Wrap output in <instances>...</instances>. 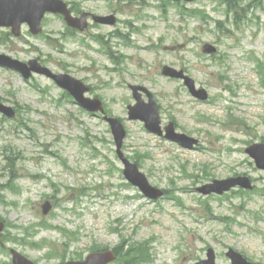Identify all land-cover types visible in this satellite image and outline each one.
<instances>
[{"label": "rangeland", "instance_id": "374dc122", "mask_svg": "<svg viewBox=\"0 0 264 264\" xmlns=\"http://www.w3.org/2000/svg\"><path fill=\"white\" fill-rule=\"evenodd\" d=\"M64 1L115 15L117 24L74 34L47 15L40 36L26 26L19 38L0 28V54L40 59L91 86L90 96L125 125V155L166 194L150 201L128 184L102 118L45 77L28 82L0 68V102L19 111L14 119L0 114V219L7 226L0 264H12L8 249L37 264L102 249L119 251L116 264H196L209 249L217 264H232L230 249L264 264V171L245 153L264 143V0H236L233 11L217 0ZM206 43L217 53L205 54ZM165 66L183 70L209 99L198 100L181 80L163 76ZM130 85L148 88L163 124L174 122L197 147L185 149L130 121ZM237 176L250 177L255 189L222 196L198 191Z\"/></svg>", "mask_w": 264, "mask_h": 264}, {"label": "water", "instance_id": "95a60500", "mask_svg": "<svg viewBox=\"0 0 264 264\" xmlns=\"http://www.w3.org/2000/svg\"><path fill=\"white\" fill-rule=\"evenodd\" d=\"M182 1V0H174ZM187 2H192L195 0H184ZM47 12L54 14H60L65 17L67 23L74 28H78L81 31H84L87 28L86 17L87 14H84L80 19L73 18L71 11L68 9V5L62 0H0V27H11L13 33L16 36L21 34V26L24 23H27L30 26V29L33 34L38 35L42 32L41 21L44 18ZM96 22L103 24H114L115 20L111 18H94ZM205 52L215 53L216 49L213 46L206 45ZM0 66L14 69L20 72L26 79H29L31 72H36L41 75H46L49 78L55 80V82L62 88L68 90L77 100V102L86 110L90 112H104L102 103L98 100H91L85 98V93L89 91L82 82L73 79L69 75H54L47 68L42 67L37 60H33L29 65L13 60L12 58L0 55ZM164 74L174 78H183L186 81V85L189 87L191 93L202 99H207V94L205 91H197L195 89L194 81L185 77L183 72H177L171 68L166 67L164 69ZM134 92V97L137 100V105L134 107H129L130 118L137 120L140 119L146 123L147 128L159 135H163L161 130V121L159 117L158 107L153 100V96L144 88L134 86L132 87ZM139 91H144L150 98V103L145 104L142 99ZM141 108L143 110H141ZM0 112L6 114L9 117L14 116V112L11 108L0 105ZM106 121L110 124L112 128L113 135L118 147V154L121 160L125 165L124 174L128 181H130L134 186L139 187L140 190L149 198L157 199L163 195V192L153 188L146 176L139 171V168L135 164H131L121 152L124 138L126 132L123 128V125L113 118H105ZM166 138L175 142H178L182 146L191 149L195 144L198 143L197 140L187 137L183 134H177L173 124H170L166 128ZM256 162L258 168L264 170V144H255L249 147L246 150ZM241 186L246 189H252L251 181L247 177H241L236 179H230L227 181H216L213 185L205 186L200 189V192L203 194H211L213 192L218 194H223L230 189ZM51 209L49 204L45 206V213L47 214ZM4 229V224L0 222V237ZM13 254V263L14 264H34L16 251H12ZM228 256L233 260V264H248L244 258L231 251ZM116 260V255L112 251L98 252L89 255L85 261H72L65 264H109ZM201 264H215V256L212 251L209 252V260Z\"/></svg>", "mask_w": 264, "mask_h": 264}, {"label": "trees", "instance_id": "16d2710c", "mask_svg": "<svg viewBox=\"0 0 264 264\" xmlns=\"http://www.w3.org/2000/svg\"><path fill=\"white\" fill-rule=\"evenodd\" d=\"M223 2H225L228 6H229V8H233L234 7V3H233V0H222ZM120 260H121V258H120ZM123 260V259H122ZM127 260V259H126ZM127 262V261H126ZM125 262V263H126ZM128 264H130V263H128Z\"/></svg>", "mask_w": 264, "mask_h": 264}]
</instances>
